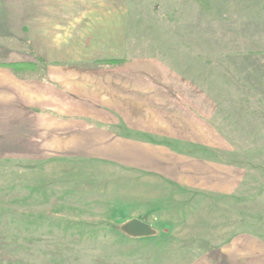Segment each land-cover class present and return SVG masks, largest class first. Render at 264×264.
Returning a JSON list of instances; mask_svg holds the SVG:
<instances>
[{"label":"rangeland","instance_id":"obj_1","mask_svg":"<svg viewBox=\"0 0 264 264\" xmlns=\"http://www.w3.org/2000/svg\"><path fill=\"white\" fill-rule=\"evenodd\" d=\"M53 51L76 67L109 55L170 69L202 90L214 146L152 140L220 162L236 187L180 188L114 162L142 155L59 153L46 137L27 155L0 143V264H212L264 242V0H0V63ZM132 218L152 234H127Z\"/></svg>","mask_w":264,"mask_h":264},{"label":"crops","instance_id":"obj_2","mask_svg":"<svg viewBox=\"0 0 264 264\" xmlns=\"http://www.w3.org/2000/svg\"><path fill=\"white\" fill-rule=\"evenodd\" d=\"M52 53L49 57L36 54L35 67L0 66L4 154L29 153L31 144L46 137L53 139V149L59 153L98 157L93 150L107 149L129 158L142 155L144 163L121 157L114 162L160 172L180 188L227 193L236 187V179L228 187H223L226 182L219 183L221 174L230 181L229 168L220 162L202 154H181L152 140L157 135L214 146L208 142L212 128L205 124L208 115L202 90L189 88L170 69H161L159 75L156 70L130 66L129 61L120 64L119 57L109 55H92L90 65L76 67L60 64L56 52ZM82 142L85 151H79ZM239 246L223 249V261L212 264H264V242L250 239Z\"/></svg>","mask_w":264,"mask_h":264},{"label":"water","instance_id":"obj_3","mask_svg":"<svg viewBox=\"0 0 264 264\" xmlns=\"http://www.w3.org/2000/svg\"><path fill=\"white\" fill-rule=\"evenodd\" d=\"M127 234L133 236H148L152 234V227L149 223L132 218L124 227Z\"/></svg>","mask_w":264,"mask_h":264},{"label":"trees","instance_id":"obj_4","mask_svg":"<svg viewBox=\"0 0 264 264\" xmlns=\"http://www.w3.org/2000/svg\"><path fill=\"white\" fill-rule=\"evenodd\" d=\"M35 63L34 62H23V61H10V62H4V63H0V66H8V67H13L14 69H21L24 67H35ZM29 147H33L34 146H29ZM29 147H28V151H29ZM28 153L25 154H20V155H27ZM52 157V156H51ZM48 157V158H51Z\"/></svg>","mask_w":264,"mask_h":264}]
</instances>
